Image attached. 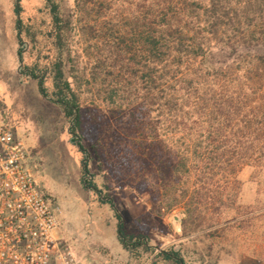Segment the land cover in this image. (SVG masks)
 <instances>
[{
	"label": "trees",
	"instance_id": "1",
	"mask_svg": "<svg viewBox=\"0 0 264 264\" xmlns=\"http://www.w3.org/2000/svg\"><path fill=\"white\" fill-rule=\"evenodd\" d=\"M14 11L20 75L61 115L87 173L99 164L116 188L158 212L184 207L200 227L232 208L245 169L264 172V0H44L27 22ZM140 221L119 229L131 254L149 249Z\"/></svg>",
	"mask_w": 264,
	"mask_h": 264
},
{
	"label": "rangeland",
	"instance_id": "2",
	"mask_svg": "<svg viewBox=\"0 0 264 264\" xmlns=\"http://www.w3.org/2000/svg\"><path fill=\"white\" fill-rule=\"evenodd\" d=\"M17 1L24 22L44 6V0H10V14H0V92L10 121L27 143L37 183L58 209V234L64 243L86 264H165L159 254L171 250L187 264H264V172L247 168L239 175L232 208L212 215L210 227L188 220L184 207L158 212L148 195L116 188L106 170L98 171L99 164L91 163L86 172L83 149L72 142L61 115L36 83L20 75ZM91 181L114 206L106 198L101 201L88 186ZM137 219L148 229L149 249L131 254L118 233L122 224L137 231Z\"/></svg>",
	"mask_w": 264,
	"mask_h": 264
},
{
	"label": "built area",
	"instance_id": "3",
	"mask_svg": "<svg viewBox=\"0 0 264 264\" xmlns=\"http://www.w3.org/2000/svg\"><path fill=\"white\" fill-rule=\"evenodd\" d=\"M0 92V264H86L58 234V209L29 164V148Z\"/></svg>",
	"mask_w": 264,
	"mask_h": 264
},
{
	"label": "crops",
	"instance_id": "4",
	"mask_svg": "<svg viewBox=\"0 0 264 264\" xmlns=\"http://www.w3.org/2000/svg\"><path fill=\"white\" fill-rule=\"evenodd\" d=\"M10 0H0V14H10Z\"/></svg>",
	"mask_w": 264,
	"mask_h": 264
}]
</instances>
